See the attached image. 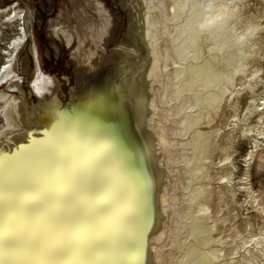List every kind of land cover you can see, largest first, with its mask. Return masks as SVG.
I'll return each instance as SVG.
<instances>
[{
	"label": "bare ground",
	"instance_id": "1",
	"mask_svg": "<svg viewBox=\"0 0 264 264\" xmlns=\"http://www.w3.org/2000/svg\"><path fill=\"white\" fill-rule=\"evenodd\" d=\"M156 1L127 0L137 19V24L132 23L136 44L132 51L145 46L147 57L142 63V55H136L138 59L132 64L114 67V77L99 65L104 52L95 53L78 29L53 31V40H60V34L68 46L75 35L81 41L72 54L79 90L73 88L70 104L62 109L58 94L61 82L56 76L45 74L37 57L33 19H38V9L33 11L22 3L7 7L5 0H0L5 29L18 32L2 53L6 62L0 83L5 81L8 88L0 90V113L5 122L0 131V154L12 159L22 158L26 150L51 145L70 149L89 179L84 211L99 224L106 241L88 264H163L167 254L174 255L164 249L174 234L171 223L178 225V238L175 236L177 240L172 242L181 248L171 257L177 264H254L259 257L251 249H246L249 256L243 254L240 259L229 255L233 250H229L226 232L219 227L227 220L221 217V206L213 204L215 151L224 155V164L216 170L225 171L230 177L232 157L221 141H230L235 130L214 129L213 125L225 120L226 110L232 102H238L245 91L241 89L242 80L258 74L255 65L262 51L249 61L253 50L250 42L228 33L230 22L243 19L237 0H171L173 14L168 15H164L167 0H160L162 5L158 1L161 6H155ZM88 3L100 9L99 39L106 49L112 41L109 26L113 18L104 4L96 0ZM62 7L65 12L67 4L62 2ZM171 22L178 26L177 32L165 48L163 42ZM259 28L250 23L245 31L250 35ZM54 46L60 50L61 45ZM33 59L35 67H31ZM162 67L166 83L159 82L161 77L157 76ZM134 70L138 72L129 79L128 73ZM25 79L32 82L34 93L40 98V104H33L31 109L23 94ZM257 108L251 106L248 111L254 114ZM254 144L251 159L261 147ZM177 146L182 151L180 166L174 165L178 161L175 152L164 157L169 148ZM181 170L186 177L178 175ZM245 180L243 188L254 195L252 183L248 177ZM180 187L184 188L183 194H189L185 210H181L183 203L179 202ZM257 207L264 213L260 199ZM131 234V252L125 257V250L120 248H125ZM259 242L256 245L260 248L263 242ZM245 245H237L235 251ZM260 252L264 254L263 247Z\"/></svg>",
	"mask_w": 264,
	"mask_h": 264
},
{
	"label": "rangeland",
	"instance_id": "2",
	"mask_svg": "<svg viewBox=\"0 0 264 264\" xmlns=\"http://www.w3.org/2000/svg\"><path fill=\"white\" fill-rule=\"evenodd\" d=\"M96 1L98 3L104 4L106 10L110 15V18H113L111 26H109V30L113 32L111 35L112 41L107 44L106 49L103 47L102 42L99 39V14L101 13L100 9L94 5L90 6L88 0H53L52 10L51 0H5L7 7L22 3L23 5L28 6V8L32 9L33 11L38 9V19H33L34 41H36L35 44H37V47L39 49V52H37V57L45 74L56 76L61 82V89H59L58 94L63 104H61L62 109L64 108V106H68L70 104L73 88H77L79 90V77L75 72L76 64L72 58V54L79 47L81 41L75 35L73 39L74 43L72 42L68 46L67 40L64 38V36H60V34V40H53V31H59L62 29L76 32V29H78L82 33L83 38L87 40L88 44L93 46L95 53L100 54L101 52H104V59H100L99 65L101 66L102 70L106 72V74L112 75L113 77L115 76V70L113 69L114 67L122 66V63L132 64L135 59H138L135 57L136 55H142L141 59H139L140 61L142 60V63H144V59L147 57V50H145V46L141 49L135 47L138 52L132 51L133 46H136V44L133 42L135 29L132 28V23L137 24V19L133 17L131 7L127 0ZM158 1L160 3V0H157L154 4L155 6H159L160 4L162 5V2L159 4ZM240 1L237 0V3L239 4L238 8L240 9V11L242 10L240 14L242 15L243 19L234 21L233 23L230 22L227 28L231 29L227 30L228 33L233 36H235L236 34V37H242V40L245 43L252 42L251 44L249 43V46L253 49L251 56H249L248 58L249 61L253 60L256 57V53H258L261 49L262 52L260 53V55H258V59L255 65V68L258 69L259 72L256 76L249 75L248 79L242 80L243 87L241 89L245 88V91L239 97L238 102H232V107L226 110L227 118L225 120L221 119L216 123V125H213L215 127L214 129H224V131H229L231 129L235 131L232 136L233 138H231L230 141H226V139H223V142L221 141V145L227 149V153L232 157L233 167H230V170H233L232 175L229 177L226 176L227 174L225 171L216 170L222 167L221 164H224V155L220 150H217L215 151L216 166L214 167L215 170H213V183L211 182V185L215 193V197L213 196V204H215V206H221V217L225 216L227 220L225 223H223V225L220 224L219 227L224 232H226L225 237L230 245L229 248H231L229 250H233L229 251V255L237 259H240L241 255L243 254H247V256H249V254L247 253L248 251H246V249L248 248L252 250L251 252H253L254 255L257 254L259 257L258 260L255 261L256 263L254 262V264H264V254L262 255L260 252L262 247L264 251V213H261L257 207V201H259V199L262 203H264V116H262L264 114V0ZM62 2L67 4L65 12L62 7ZM171 4H173L172 1L167 0V7L166 9H164V15H168L170 13L173 14V6ZM102 16L104 17L105 15L103 14ZM4 19L6 18H0V72L5 67L6 62L5 56L2 54L4 51L3 48L8 46V44L12 42L15 36H17L18 34L16 29V31H13V29H5L6 26L3 25L5 21ZM250 23L257 24L260 28L256 32L247 35L245 27ZM173 24H175V22L170 23L171 30L167 32V35L169 37L167 36L164 39L163 45L165 46V48L169 47L170 44L168 41L171 39L170 37L173 36L172 34H175L177 32L178 26H175L176 24ZM230 25H234L233 27H235V30L232 26L229 27ZM54 45H61L60 50H57ZM163 45L162 47H164ZM164 49H162V53H164ZM132 55H134V58L132 57ZM95 58L96 54L91 57L93 61L95 60ZM32 62L33 63L31 67H35L34 59L32 60ZM159 65L163 66L161 63ZM124 66L126 67V65ZM163 69L164 67L158 69L157 71V76L160 75L159 77H161H158L160 80L158 81H164L166 83L161 74V72H165V69ZM127 72H129V70H127ZM136 72L138 71L134 70L130 72L132 74L128 73L127 77L129 79L133 78L136 75ZM116 81L118 82V79ZM1 83L0 90H6L8 88V85H5V81H2ZM22 86L23 94L27 95L29 108H32L34 105H39L40 98L38 99L37 95L34 93L32 82H27V80L25 79L22 83ZM252 86L254 87V89ZM156 88L158 89V87ZM30 91H33L32 96L30 94ZM25 92H27L28 94ZM17 93L20 94L19 91H17ZM158 94L159 90L157 91V95ZM161 101H164V99ZM251 106L258 107L257 111L255 110L256 112L254 114H250L248 111V108ZM260 116L262 118V122L260 121ZM219 119L220 118H218V120ZM162 120H164V118H162ZM4 123L5 122L0 113V131L2 130L1 128L4 127ZM237 124L239 126L235 127V125ZM254 143H259L261 147L258 149V154L251 159L250 153L255 147ZM174 152L176 155V159L178 160L176 163H174V165L178 164L180 166L182 161L181 146L169 148L167 153L164 154V157L166 158L168 154H174ZM247 162L250 164H248ZM248 169L250 171H248ZM179 173L178 175L180 177H186V172L184 170H181ZM173 175L174 174L170 175V177H172ZM247 177L250 183H252L255 193L254 195L249 194L242 186L246 182L245 179H247ZM227 178H230V180H228ZM228 181H231L232 183H229ZM173 186L174 185L172 184L170 188ZM183 190V187H180L178 190V192L181 194L179 202L181 204L183 203L181 210H185V206L189 204V201L187 200L189 194H183ZM220 197L222 199H220ZM254 197H257V200L254 199ZM171 224L173 226L172 231L174 234H171L168 244L165 245L164 241H161L160 244H164L166 247L164 249H170V251H166L170 252V254L175 255L178 253L181 246L177 247L176 245V247H174L173 245L176 244V241H174L173 243L172 240H177L176 238H178L176 234V227L178 225L177 223ZM130 239H132V234L127 239L125 245V257L131 252L132 244L130 243ZM261 240L263 243L261 242L262 246L259 245L261 246L259 248L256 244ZM170 242H172V244ZM244 243H246L247 245H245V247L243 248H240L236 252L235 248L237 247V245H242ZM171 251L175 252L172 253ZM174 255L170 256L169 254H167L166 259L164 258L163 264H174V258H171L174 257ZM171 260L173 263L170 262Z\"/></svg>",
	"mask_w": 264,
	"mask_h": 264
},
{
	"label": "snow or ice",
	"instance_id": "3",
	"mask_svg": "<svg viewBox=\"0 0 264 264\" xmlns=\"http://www.w3.org/2000/svg\"><path fill=\"white\" fill-rule=\"evenodd\" d=\"M88 184L68 148L0 154V264H88L106 246L84 211Z\"/></svg>",
	"mask_w": 264,
	"mask_h": 264
}]
</instances>
